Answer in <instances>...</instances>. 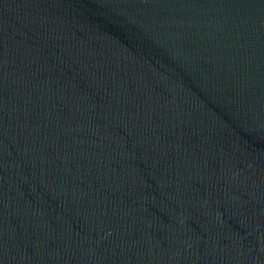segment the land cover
<instances>
[{
  "label": "water",
  "instance_id": "obj_1",
  "mask_svg": "<svg viewBox=\"0 0 264 264\" xmlns=\"http://www.w3.org/2000/svg\"><path fill=\"white\" fill-rule=\"evenodd\" d=\"M0 264H264V0H0Z\"/></svg>",
  "mask_w": 264,
  "mask_h": 264
}]
</instances>
